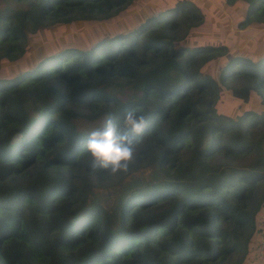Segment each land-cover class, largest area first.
I'll return each instance as SVG.
<instances>
[{"label":"trees","instance_id":"trees-1","mask_svg":"<svg viewBox=\"0 0 264 264\" xmlns=\"http://www.w3.org/2000/svg\"><path fill=\"white\" fill-rule=\"evenodd\" d=\"M3 1L0 264H264V111L217 106L218 82L231 79L243 82L234 95L254 91L264 104V51L189 46L199 3L160 0L83 49L52 40L27 60L43 30L80 31L139 0ZM244 1L239 24L264 23V0ZM223 53L216 80L201 67ZM130 109L150 123L129 171L94 170L84 139ZM146 166L157 172L143 185L164 182L137 192L139 181L124 184L112 211L88 199Z\"/></svg>","mask_w":264,"mask_h":264},{"label":"rangeland","instance_id":"rangeland-1","mask_svg":"<svg viewBox=\"0 0 264 264\" xmlns=\"http://www.w3.org/2000/svg\"><path fill=\"white\" fill-rule=\"evenodd\" d=\"M160 0H139L135 3L134 7L130 10H121L114 16L103 20H89L81 26L80 31L70 30L74 29V26L54 27L52 26L48 30H43L40 34L35 35L32 40L33 44H29L28 56L33 59V56L38 53L40 48L48 49L52 46L54 41L70 44L71 46H77L80 49L85 48V42H91L95 37L107 36L108 32L113 28H123L124 24H130L133 18L144 17L146 9L153 3H159ZM165 1V0H164ZM169 1V0H166ZM199 3L200 9L203 11L202 22L189 30L185 44L192 45L193 43L204 42L207 44H225L227 50L233 54L244 55L251 57L264 51V23H253L242 26L239 24V20L243 19L246 2L244 0H235L234 2H226L225 0H193ZM4 4L3 0H0V7ZM64 28L67 30L63 31ZM42 36L47 37L46 39ZM51 37V38H50ZM18 62H24L19 60ZM26 62V61H25ZM12 63V62H9ZM225 63L224 53L216 56L212 60L208 61L201 69L204 72L210 73L216 80L221 66ZM10 66V65H9ZM5 68H8L5 67ZM5 71L1 69L0 72ZM1 74H4L1 73ZM218 82V81H217ZM243 82L240 79L227 80L226 83H219V96L217 98L218 111L228 113L232 116L236 112H240L246 106L250 110L257 112L264 111V104L260 100V96L254 91L248 92L246 100L239 98L233 93L239 91V86ZM238 97V98H237ZM236 102L238 105L233 107L231 102ZM83 125L90 127V123L86 121L81 122ZM249 160V156L242 159L241 162ZM152 171L157 172L152 166H146L130 172L126 175L121 182L116 185L101 188L93 187L89 193L88 199L98 200L102 202V205L112 211V207L116 206L118 202L117 194L121 192L124 184H129L133 181H139L132 185L136 186L132 188L131 192L142 191L143 189L154 186L155 184L164 182L162 180L155 181L146 185L141 182L142 176L144 181L149 173ZM139 185V186H137ZM117 222L113 223L116 226Z\"/></svg>","mask_w":264,"mask_h":264},{"label":"clouds","instance_id":"clouds-1","mask_svg":"<svg viewBox=\"0 0 264 264\" xmlns=\"http://www.w3.org/2000/svg\"><path fill=\"white\" fill-rule=\"evenodd\" d=\"M149 123L143 112L130 109L124 112L122 122L108 118L101 128L91 130L82 144L91 167L110 175L127 173L136 158L137 138L145 133Z\"/></svg>","mask_w":264,"mask_h":264},{"label":"water","instance_id":"water-1","mask_svg":"<svg viewBox=\"0 0 264 264\" xmlns=\"http://www.w3.org/2000/svg\"><path fill=\"white\" fill-rule=\"evenodd\" d=\"M263 250H264V241H263Z\"/></svg>","mask_w":264,"mask_h":264},{"label":"built area","instance_id":"built-area-1","mask_svg":"<svg viewBox=\"0 0 264 264\" xmlns=\"http://www.w3.org/2000/svg\"><path fill=\"white\" fill-rule=\"evenodd\" d=\"M264 241V240H263ZM262 247H263V244H262ZM263 253H264V250H263Z\"/></svg>","mask_w":264,"mask_h":264}]
</instances>
